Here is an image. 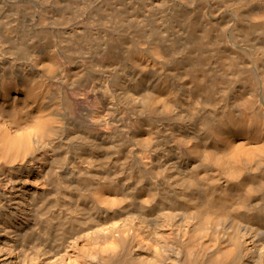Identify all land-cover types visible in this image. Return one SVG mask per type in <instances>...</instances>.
Here are the masks:
<instances>
[{"label":"bare ground","instance_id":"6f19581e","mask_svg":"<svg viewBox=\"0 0 264 264\" xmlns=\"http://www.w3.org/2000/svg\"><path fill=\"white\" fill-rule=\"evenodd\" d=\"M263 1L0 0V264H264Z\"/></svg>","mask_w":264,"mask_h":264},{"label":"rangeland","instance_id":"374dc122","mask_svg":"<svg viewBox=\"0 0 264 264\" xmlns=\"http://www.w3.org/2000/svg\"><path fill=\"white\" fill-rule=\"evenodd\" d=\"M264 3V1H263ZM256 19L259 20H264V11H258L257 14L254 15ZM80 78V74L78 75V73H74L71 80L73 81L72 83H70L67 87V92L73 97L74 100L77 101H83L81 107L79 108V110H81L82 112H92L94 110V106L87 104L86 102H84V93L83 89H81L78 86V79Z\"/></svg>","mask_w":264,"mask_h":264}]
</instances>
